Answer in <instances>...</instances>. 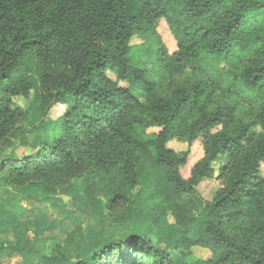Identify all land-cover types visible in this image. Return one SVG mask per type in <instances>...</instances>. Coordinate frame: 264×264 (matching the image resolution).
<instances>
[{"label":"trees","instance_id":"1","mask_svg":"<svg viewBox=\"0 0 264 264\" xmlns=\"http://www.w3.org/2000/svg\"><path fill=\"white\" fill-rule=\"evenodd\" d=\"M162 23L176 42L173 54ZM137 37L157 41L154 57L174 75L167 87L134 63ZM19 98L31 100L27 110ZM34 111L52 128L39 150L18 157L14 146L28 144ZM201 137L204 157L185 179L188 154L167 145ZM220 158L223 185L205 200L198 188L215 179ZM263 164L264 0H0V184L12 191L14 208L23 209L19 194L33 191L56 210L60 192L73 188L76 198L102 202L110 228L143 199L155 223L170 214L181 229L172 248L127 234L86 255L66 249L75 245L70 234L45 257L264 264ZM195 247L211 259L192 262Z\"/></svg>","mask_w":264,"mask_h":264},{"label":"rangeland","instance_id":"2","mask_svg":"<svg viewBox=\"0 0 264 264\" xmlns=\"http://www.w3.org/2000/svg\"><path fill=\"white\" fill-rule=\"evenodd\" d=\"M159 34L163 45L167 49L169 54H173L177 51V45L169 32L167 24L162 23L160 25ZM133 48V61L136 66L143 67L147 70L148 78L156 84L159 89L167 87V84L174 78L173 74L168 69L158 62L154 53L158 51L159 47L157 41L154 38H135L132 42ZM189 75L184 73L182 76ZM191 74V72H190ZM109 76L115 79L114 75L109 72ZM144 100L143 97H141ZM18 105L27 110L29 108L31 100L24 98L16 99ZM63 113V108L59 107L53 110L52 118H56ZM41 113L34 111L29 118L27 125V145H21L17 143L14 146V151L18 157L34 154L45 143L51 130L49 123L41 124ZM260 133V129L255 130ZM167 147L176 153H187L188 164L182 169L181 173L183 178L189 179L191 170L193 167L204 157L203 150V138H199L193 143L181 142L174 140L168 143ZM8 154V153H7ZM226 159L220 158L218 162L214 164L215 179L204 180L198 190L200 195L205 200H211L215 192L222 187L223 183L218 176L220 169L225 165ZM264 174V164H263ZM11 192L12 191H8ZM77 191L71 188L70 190L60 192L59 197L62 200V204L56 210L51 209L48 206L43 205L42 197L33 191L23 192L19 194V200H21L24 207L27 208V214L21 217L23 222L28 221L33 226L34 220L42 230L40 234L45 236H52L51 245L46 248L47 251L51 250L53 244L60 242L59 244L64 246V241L70 234L73 235L75 245L73 247H67L72 253H82L86 255L89 251L99 249L104 246L109 240L124 237L127 234H137L144 237H150L156 242H160L162 245L172 248L173 245L178 243L181 238V229L177 226L175 219L172 215L168 214L164 216L160 222L155 223L157 218V212L151 207L145 200L140 199L135 207L130 209L128 217L125 222L117 225L115 228H110L105 217L102 215L100 209L102 202L100 200L84 201L81 197H75ZM76 198V199H75ZM32 210V211H31ZM38 214V218H35V214ZM25 232V231H20ZM35 240L39 237L36 233ZM33 239V232L29 235ZM192 262L203 261L206 263L211 259V253L209 250L195 247L192 249ZM184 262V260H179Z\"/></svg>","mask_w":264,"mask_h":264},{"label":"crops","instance_id":"3","mask_svg":"<svg viewBox=\"0 0 264 264\" xmlns=\"http://www.w3.org/2000/svg\"><path fill=\"white\" fill-rule=\"evenodd\" d=\"M8 191L9 189L0 184V264H58L59 261L56 258L45 257L48 252L46 248L51 245L52 236L44 238L43 234H40L41 231L39 232L42 228L35 224V220L34 229H31L33 226L27 229L31 224L27 223L28 221L23 222L21 217L25 216L28 210L22 202V210L14 208L16 200H10ZM17 199H20L19 196ZM7 200L9 205L5 207L2 202ZM34 214L37 219L38 214L35 212ZM21 230L25 232L22 233ZM31 231L34 234L33 239L29 236ZM36 233L39 237L35 240Z\"/></svg>","mask_w":264,"mask_h":264}]
</instances>
